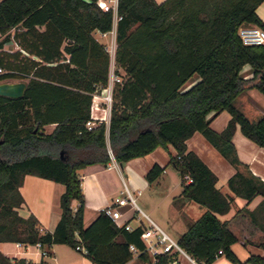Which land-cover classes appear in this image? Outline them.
Masks as SVG:
<instances>
[{
	"label": "trees",
	"instance_id": "obj_1",
	"mask_svg": "<svg viewBox=\"0 0 264 264\" xmlns=\"http://www.w3.org/2000/svg\"><path fill=\"white\" fill-rule=\"evenodd\" d=\"M262 1L117 0L121 18L114 72L119 75L121 69L123 80L113 86L108 125L101 121L88 128L92 94L106 85L110 66L109 53L93 32L112 29V12L103 11L97 0H0V82L16 78L26 83L21 97L0 95V241L38 244L47 254L53 244L78 245L95 264H125L133 244L138 258L151 263L141 251L139 226L118 227L105 209L84 225L77 170L106 165L110 155L121 165L171 144L176 154L169 163L181 177V196L204 208L178 236L179 245L201 264H212L220 255L231 264H264L261 255L245 261L235 256L230 245L236 236L228 220L218 217L229 211L235 196L249 202L256 195L263 196L258 208L264 215V181L238 160L231 141L238 124L244 136L264 147V115L249 119L234 104L247 88L264 95V44L244 45L237 34L242 24L264 29L256 13ZM11 41L17 49L4 50ZM245 65L251 69L247 78L241 75ZM194 74L199 80L182 89ZM222 110L231 117L216 132L209 123ZM51 123L53 129L45 132ZM195 131L236 168L225 189L215 187L216 175L187 149L185 140ZM162 171L153 164L145 178L152 183ZM26 174L64 185L52 232L40 231L34 215L17 211ZM248 214L256 221L253 212ZM157 257L152 264L169 261L166 254ZM0 264L24 260L0 253Z\"/></svg>",
	"mask_w": 264,
	"mask_h": 264
},
{
	"label": "crops",
	"instance_id": "obj_2",
	"mask_svg": "<svg viewBox=\"0 0 264 264\" xmlns=\"http://www.w3.org/2000/svg\"><path fill=\"white\" fill-rule=\"evenodd\" d=\"M155 1L161 3L164 0ZM256 13L264 23V1L258 5ZM115 33L116 23L112 24L110 31L104 33L94 31L93 36L105 45L111 40L115 41ZM100 38H104V41ZM250 75L251 69L245 65L242 76L247 78ZM103 94V87H96V91L92 94L90 120L95 123L103 121L108 125L110 109L102 101ZM234 104L249 119H257L264 115V95L255 88H247L238 93ZM230 117L228 111L222 110L211 118L209 126L214 131L220 132ZM53 127L54 123L44 126L48 129L47 132H50ZM231 141L238 160L253 176L264 181V147L244 136L238 124L235 125ZM185 143L187 149L194 152L216 175L215 187L225 189L227 180L236 171L234 165L222 156L199 131H195L185 140ZM175 154L174 147L168 144L166 148L158 146L149 153L133 157L121 165L115 160L116 164H114L111 159L106 165L93 163L78 169L85 205L84 225L89 224L100 210L112 207L120 213L118 220L134 229L139 226L140 221L143 224L147 223L137 212L140 209L144 216L159 224L170 236L177 239L204 208L181 196V177L169 163L170 155ZM153 164L163 167V171L156 181L149 183L145 174ZM239 169L243 170V167L240 166ZM124 186L132 195L134 193L141 195L140 202L144 210L137 204L136 208L129 203L123 205L114 203V198L121 197L120 192ZM18 190L23 198V203L17 208L18 213L23 217L29 214L34 215L40 231L52 232L60 217L59 198L64 192V185L50 179L26 174ZM262 198V195H256L247 202L244 198L235 196L229 211L218 215L220 219L228 220V228L236 236V241L230 245V248L240 261H245L251 254L261 255L264 260V229H262L264 215L258 208ZM77 205L78 202L73 200L72 209H75ZM236 209L240 211L236 212ZM249 212L254 213L256 221L251 220ZM0 253L11 260L23 259L24 264H95L86 255L83 247L74 249L66 244H53L50 247V254H42L38 244L0 241ZM150 259L151 263L139 259L138 254H133L125 264H152L154 260L151 256ZM179 264L193 263L180 257ZM212 264H231V262L224 255H220Z\"/></svg>",
	"mask_w": 264,
	"mask_h": 264
},
{
	"label": "built area",
	"instance_id": "obj_3",
	"mask_svg": "<svg viewBox=\"0 0 264 264\" xmlns=\"http://www.w3.org/2000/svg\"><path fill=\"white\" fill-rule=\"evenodd\" d=\"M98 6L103 11H111L113 14V24L117 22L118 19L121 18L120 15L116 12L117 2L116 0H98ZM237 34L244 45H262L264 44V29L258 27L253 24H242L238 27ZM116 42L111 40L109 47H106V50L109 53L110 57V66H109V74L106 85L103 87L104 94L102 96V101L105 106L110 109L112 102V90L114 84L120 82V77L115 74V65H114V55H115ZM2 69L0 68V72ZM95 122L91 120L86 123L88 128H91ZM111 159L114 161L112 155ZM114 164L115 161H114ZM185 180L187 182H191V177L189 175H185ZM121 197L114 198V203L117 205L123 204H131L132 206L137 208L135 198L129 189L124 186L123 190L120 192ZM107 214L111 217L113 222L118 227H124L126 230H131V227L128 224L121 223L118 218L120 216L119 211L116 208L107 207L104 208ZM144 216V215H143ZM147 220L146 224L143 222H139V227L141 228L140 232V240L143 243L142 252H147L154 261L157 260V256L161 254H166L169 257V261L167 264H179V258L184 257L193 264H201L196 261L193 257H191L185 250L179 245L177 239H174L170 236L165 230H163L158 224L152 221L150 218L144 216ZM81 246H76V249H79ZM129 250L133 254H138L140 251L133 245H129ZM42 254H47L42 251Z\"/></svg>",
	"mask_w": 264,
	"mask_h": 264
},
{
	"label": "rangeland",
	"instance_id": "obj_4",
	"mask_svg": "<svg viewBox=\"0 0 264 264\" xmlns=\"http://www.w3.org/2000/svg\"><path fill=\"white\" fill-rule=\"evenodd\" d=\"M12 32V30H10V33ZM3 38V35H0V40ZM100 40H102V41H104V38H100ZM113 41V40H112ZM111 42V41H110ZM110 42L108 43V44H105V46L106 47H109V45H110ZM3 49L4 50H16L17 49V46L13 43V42H5L4 44H3ZM246 66H248V65H246ZM249 67V66H248ZM4 70H2L1 72H3ZM242 71H243V69H242ZM242 71H241V75H242ZM0 72V73H1ZM119 77H120V82L123 80V72L121 71V70H119V75H118ZM197 80H199V76H198V74H194V75H192L183 85H182V89H187L188 88V85L190 86V85H192L193 83H195ZM5 81H7V82H16V81H20V80H18V79H8V80H5ZM119 82V83H120ZM113 93V92H112ZM44 131L45 132H47L48 131V129H45L44 128ZM158 191V190H157ZM134 197H135V202H136V204L141 208V209H143L144 210V208H143V206H142V204H141V202H140V198H141V195H138V194H136V193H134V195H133ZM138 213H139V215L140 216H142V219L144 220V222L146 223L147 222V220H146V218L143 216V214L141 213V211H140V209L137 211ZM159 225V224H158ZM173 237V236H172Z\"/></svg>",
	"mask_w": 264,
	"mask_h": 264
},
{
	"label": "water",
	"instance_id": "obj_5",
	"mask_svg": "<svg viewBox=\"0 0 264 264\" xmlns=\"http://www.w3.org/2000/svg\"><path fill=\"white\" fill-rule=\"evenodd\" d=\"M26 83L22 80L16 82H0V95L10 98L21 97L24 93Z\"/></svg>",
	"mask_w": 264,
	"mask_h": 264
}]
</instances>
